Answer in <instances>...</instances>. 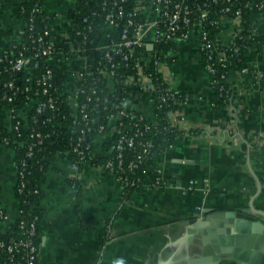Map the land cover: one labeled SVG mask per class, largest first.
Segmentation results:
<instances>
[{"label": "crops", "instance_id": "0c3cea01", "mask_svg": "<svg viewBox=\"0 0 264 264\" xmlns=\"http://www.w3.org/2000/svg\"><path fill=\"white\" fill-rule=\"evenodd\" d=\"M21 1L0 0V52L26 28L25 19L14 14ZM75 7L74 0H47L43 10L56 25L67 22ZM250 21L253 33L264 35V14H252ZM238 25L227 27V39ZM172 44L175 60L167 71L170 86L184 94L177 125L184 133L163 145L141 188L129 198L101 165H78L66 152L54 154L42 180L41 264H212L229 248L222 241L234 230L215 212L247 207L258 190L248 159L262 183L254 203L264 210V45L248 49L244 70L232 67L228 83L235 95L218 109L212 105V78L196 38H175ZM129 87L128 109L158 124L146 82ZM9 125L8 106L0 103V128ZM107 140L98 137L95 156L108 154L102 147ZM156 178L162 185L154 184ZM16 179L15 151L0 145V206L13 218L19 206ZM256 218L264 222L261 214ZM191 220L207 222L205 232L194 231ZM218 264L237 262L223 256Z\"/></svg>", "mask_w": 264, "mask_h": 264}, {"label": "trees", "instance_id": "16d2710c", "mask_svg": "<svg viewBox=\"0 0 264 264\" xmlns=\"http://www.w3.org/2000/svg\"><path fill=\"white\" fill-rule=\"evenodd\" d=\"M47 0H22L14 6V14L25 19L27 26L21 34L18 41L11 42L7 48L0 52V70L2 71L0 101L4 94L13 95V106H20L30 100L36 98L39 92L40 98L47 101L49 97H53L55 102L54 108L46 107L43 112L38 113L34 108L25 119H14L12 128H0V145L12 148L15 151V161L18 171L23 173L19 176L24 184L22 192L16 189L15 194L20 200V206L26 215V221L29 224L33 217L39 216L37 220L36 243L40 246L42 235V219L43 207L42 200V180L49 167V159L57 152H66L76 164L83 161H91L94 165L105 164L108 161L113 162V169L107 171H118L122 168L119 175L123 177L122 185L126 197H130L132 193L141 188L144 182V173L146 167L154 164L155 156L162 149L165 143H171L179 139L184 133L182 129L173 123V119L169 116L171 110H181V103L184 101V94L181 92L172 93L176 96L174 99L167 88L169 85L164 81L161 72L155 71V59L158 52L163 50H174L171 43L166 42H143L141 45L134 47L133 56L128 60L123 59L122 53L112 51V43L119 42L122 32L128 29V35L133 36V26H129V20L134 23H141L143 16H129L137 6V0H78L79 5L70 11L67 22L56 24L55 30L67 29L69 33L81 40L87 54L88 69L84 78L80 82V90L78 93L79 106L86 104V113L89 116L90 131L86 132L84 140H79L83 135L81 132L85 129V122L82 119V113L78 111L75 115L71 114L66 108L67 96L65 95V84L68 78V72L61 63H47L44 57L33 58L34 49L38 43L35 41L40 34L45 35V31L52 29L49 16L43 10ZM122 7V17L115 16L113 26L106 18L108 11L115 14ZM249 12L246 13V17ZM70 20V21H69ZM250 22H246V28L249 29ZM244 33L236 40L241 44V50L236 54L229 51L231 56L230 66L216 64L215 72L212 74L211 86L214 91L212 94V105L221 109L228 106L235 95V90L230 86L227 77L232 67L244 70L248 61V47L264 45V35L249 37V31ZM79 33V34H78ZM107 34V36H106ZM45 39L48 36L45 35ZM55 46L57 56L70 57L67 54L68 42L60 40L59 36H55ZM104 42L110 51L113 61L118 66L116 74L108 79L104 75L97 72V67L106 65V51L98 49V45ZM62 52V53H61ZM129 52L128 48H123V53ZM31 57L29 67L36 63L39 65L40 72L46 74L51 69L52 76L48 78L47 93L43 94L45 85L39 83L37 79L33 82L27 80L29 74L27 69L22 71L12 70L9 61L20 57V54ZM141 53L151 56L152 62L148 70L152 74V84L154 85L153 100L155 106V114L160 118L158 124L151 123L143 114L135 110H128L126 105L127 96L130 92L128 83L130 77L139 79L137 61ZM201 53L202 64L207 71L206 54ZM173 61L172 58L161 57L160 61ZM12 80L15 88L9 89L2 86L4 81ZM164 97L167 99L164 100ZM128 110V114L117 118L122 110ZM116 118L118 128L113 129L111 139L103 143V150L108 152L107 155L94 156L95 143L98 135H104L108 128H113L112 121ZM18 126V129H16ZM71 126L73 133L69 130ZM129 129H127V128ZM123 129V133L118 132ZM194 131V130H193ZM41 134L42 143L31 144L38 141L36 134ZM133 136L134 145L128 146L124 144L122 149L118 150L113 146L118 143L120 137ZM4 138L9 142L3 143ZM78 145L80 149H84L85 156L82 157L75 147ZM32 152L29 155V152ZM119 154L121 155L119 157ZM139 157L142 159L139 161ZM133 162L137 164L131 169L129 164ZM129 181V184L126 183ZM20 222H16L11 229H8L6 237L14 235L18 236ZM105 240L108 239L106 230L102 232Z\"/></svg>", "mask_w": 264, "mask_h": 264}, {"label": "built area", "instance_id": "2783aa9c", "mask_svg": "<svg viewBox=\"0 0 264 264\" xmlns=\"http://www.w3.org/2000/svg\"><path fill=\"white\" fill-rule=\"evenodd\" d=\"M76 2V7L79 5L78 0ZM115 5L117 0H114ZM75 7V8H76ZM74 8V9H75ZM249 12V16L246 17V13ZM252 14H264V0H137V6L133 12L129 13V16H143V21L141 23H134L132 20H129V26H133V36L128 35V29L125 28L122 32L121 39L119 42L112 43V51L115 53H122L123 59L128 60L133 56L134 47L136 45H141L143 42L149 41L152 42H166L171 43L175 38H181L184 40L196 38L198 43V48L200 52H204L207 56V72L212 74L215 72L214 66L220 64L223 66H230L231 56L228 54L229 51H234L238 53L241 50V44L236 40L245 32L246 22H250L249 37L259 36L253 33L252 23L250 18ZM115 16L122 17V7L120 6V11L114 13L113 11H108L106 13V18L110 22V25L113 26V19ZM50 19V17H49ZM70 21V20H69ZM52 24V23H51ZM230 24H239V28H233L231 31L232 36L227 39L225 37L227 27ZM27 26V24H26ZM54 24H52V29L45 31V35L48 36V39H45V35L40 34L35 40L38 45L34 49L33 58L44 57L45 61L49 64L51 63H61V65L66 68L68 72V78L65 84V95L67 96L66 108L70 111L71 114L75 115L80 111L82 113V119L85 122V129L81 132L83 135L79 140H84L86 132L90 131L89 126V116L86 113V104L79 106L78 102V93L80 90V82L84 78L85 72L88 69V60L85 47L81 40H77L69 33L67 29L55 30ZM79 34V33H78ZM59 36L60 40L67 41L68 49L67 54H70V57L57 56V49L55 46L56 38ZM107 36V34H106ZM99 50L106 51L109 46H107L103 41L97 46ZM128 48L129 52L123 53V48ZM254 47V46H253ZM251 47H248V49ZM247 49V52H248ZM174 50L168 51H159L155 57V71H159L164 76V81L169 85L167 88L171 96L168 98L174 99L176 96L172 93L174 90L169 83V75L167 68L169 67L170 62L160 61L161 57L164 58H175L172 56ZM62 53V52H61ZM106 60L108 61L106 65H101L97 67V72L101 75H104L105 78H112L118 70V66L113 61V57L110 51L105 53ZM32 58L26 57L24 54H20V57L15 60H10V66L12 70L22 71L27 69L29 77L28 81L33 82L34 79H37L39 83L45 85L42 93L46 94L48 87V78L52 76V71L49 69L46 74L40 72L39 65L36 63L34 66L29 67ZM2 61V59H0ZM152 58L149 55L141 53L139 60L136 63L138 67L139 79L135 77H130L131 80L128 83H140L142 81L146 82L147 86L151 89L152 93L154 90V85L152 84V74L148 72ZM2 71L0 70V81ZM144 79V80H143ZM213 80V79H212ZM229 76L227 77V81ZM4 87L9 89L15 88L14 82L12 80L4 81ZM1 87V82H0ZM177 92V91H176ZM167 98L164 97V100ZM0 103L6 104L9 110L10 116V125L9 128H12L14 119H25L28 114L36 108L38 113L44 111L46 107L54 108L56 100L53 97H49L47 101H44L40 98L39 92L36 93V98L30 100V98L20 106H13V95L4 94L1 97ZM129 110V109H128ZM128 110H122L117 118L127 115ZM169 116L173 119V123L177 126L180 125L182 120L181 110H171ZM113 128H108L104 135L108 137L109 141L113 135V129L118 126L116 125V118L112 121ZM69 130L73 133L71 126H68ZM127 128V127H126ZM18 129V126H16ZM129 129V128H127ZM118 132H124L123 129H118ZM102 135V134H101ZM101 135H98L100 137ZM36 138L37 142L30 145L31 149L33 145L42 143L41 134L37 133ZM9 140L4 138L3 143H8ZM96 144V143H95ZM127 144L128 146L134 145L133 136L122 135L113 148L120 150ZM5 145V144H4ZM96 146V145H95ZM75 150L84 157V149H80L78 145L75 147ZM32 152H29V155ZM95 156V153H94ZM121 155L119 154V157ZM142 159L139 157V161ZM105 171L108 169H113V162L108 161L105 164H101ZM137 164L131 162L129 167L133 169ZM148 167V166H147ZM146 167V171H147ZM118 171H107L114 175L121 183L123 177L119 175V172L122 171V168H117ZM144 173V176L146 174ZM16 189L18 192H22L24 184L21 181L19 176H23V173L18 171L16 167ZM126 183L129 184V181ZM156 186L162 185L160 178L154 180ZM193 185V181L191 184ZM123 187V185H122ZM17 197V196H16ZM18 199V216L13 218L7 212V210L0 206V264H41L39 251L40 247L36 243V231H37V220L39 216L33 217L31 222L28 224L26 221V215L24 214L23 208L20 206V200ZM20 222L19 230L17 231L18 236H8L6 233L8 229H11L16 222ZM110 226H108L109 228ZM110 229V228H109Z\"/></svg>", "mask_w": 264, "mask_h": 264}, {"label": "water", "instance_id": "95a60500", "mask_svg": "<svg viewBox=\"0 0 264 264\" xmlns=\"http://www.w3.org/2000/svg\"><path fill=\"white\" fill-rule=\"evenodd\" d=\"M251 146H249V150ZM249 160V168L257 181L258 190L256 194L250 196V201L247 207L230 211H216L215 215L223 216L228 221L234 224V230L231 235L223 240L222 243H227L229 248H223L220 252L222 257L232 259L237 264H264V222L258 221L256 215L261 214L264 216V210L257 209L255 206V198L262 190V183L256 175ZM201 214L197 215V218ZM194 225V231L201 230L205 232L207 222L197 223L194 220L190 221ZM222 257H214L212 264H218Z\"/></svg>", "mask_w": 264, "mask_h": 264}]
</instances>
